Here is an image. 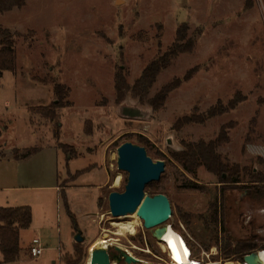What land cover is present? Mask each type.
Wrapping results in <instances>:
<instances>
[{
    "label": "rangeland",
    "instance_id": "1",
    "mask_svg": "<svg viewBox=\"0 0 264 264\" xmlns=\"http://www.w3.org/2000/svg\"><path fill=\"white\" fill-rule=\"evenodd\" d=\"M183 25L196 37L195 47L161 71L147 99L173 80L181 85L149 117H122V102L149 104L129 94L119 101L116 72L123 67L134 83ZM0 26L15 34L17 64L0 79V207L32 210L30 227L20 233V256L10 264H84L100 238L140 264H165L156 257L168 261L167 252L137 215L113 217L109 211V194L122 192L128 176L118 169L117 149L127 141L142 146L140 140L147 141L154 162H165L160 179L144 189L169 198L172 215L163 224L187 238L201 264H245L220 256L215 239L220 243L224 232L204 224L210 204L221 211L220 176L203 166L185 171L168 145V139L179 148L208 142L227 126L228 141L216 151L240 168L237 191L225 197L227 226L233 232L239 229L234 221L251 220L253 242L264 249V198L245 196L239 210L235 205L244 190L261 184L252 183L251 173L264 174V0H27L0 12ZM57 86L67 90L63 99ZM235 96L242 101L234 109L178 126L183 117L224 108ZM45 109L57 118L43 117L39 111ZM30 148L37 150L14 157L15 149L21 154ZM114 222L132 230L117 234ZM34 238L44 245L38 257L29 252Z\"/></svg>",
    "mask_w": 264,
    "mask_h": 264
},
{
    "label": "trees",
    "instance_id": "2",
    "mask_svg": "<svg viewBox=\"0 0 264 264\" xmlns=\"http://www.w3.org/2000/svg\"><path fill=\"white\" fill-rule=\"evenodd\" d=\"M27 0H0V12H7L14 8H21L25 5ZM189 28L186 25L181 26L176 33L175 40L171 45L161 54L155 56L142 70L140 76L129 84L124 74L123 67H120L115 74V91L119 101L123 100L128 94L132 97L138 98L141 102H146L151 105L154 111L163 107L168 95L174 89L181 85V80H173L172 82L164 85L157 93L151 98L147 99L149 90L154 85L157 76L169 67L171 62L176 59L180 54L190 53L193 51L196 44V37L189 36ZM16 50H15V34L8 28L0 26V79L3 76L4 71L16 70ZM191 73V72H190ZM185 75L184 79L189 80L191 74ZM57 98L63 99L67 95V90L62 86L56 88ZM240 96H235L231 99L226 107H211L205 114L195 116H185L177 122L178 126H182L187 123H204L207 119L222 114L227 110L234 109L238 103L242 100ZM67 105L62 104L60 107ZM43 117L50 120L57 118V113L52 109H45L39 111ZM228 128V126H227ZM226 127L221 128L218 136L206 141H198L191 143H183L180 151H174L172 158L178 162L181 167L189 172L194 173L200 166L205 167L209 172L220 176L221 182H224V186L220 189L221 197V211L214 202L210 204V215L207 219H204V224L207 227H214L219 231H223L224 235L221 242L218 243V239H215L216 245L219 248V255L224 259L235 258L236 260L243 261V257L252 252L258 251L256 244L252 239L237 241L234 240L227 226L226 215L224 211L225 197L237 190V184L240 182V168L238 165H228L223 161L221 155L217 153L216 149L221 144L228 141L226 133ZM55 138L59 137L58 132L54 133ZM140 144L147 149L148 143L145 140H140ZM19 149L14 150V157L18 160L21 157L28 156L34 153L37 148L26 149L25 152L19 154ZM252 183H261L259 186H251L244 190L242 196L245 198L262 199L264 198V174L259 172H253ZM198 187V186H196ZM199 189V188H198ZM246 191L248 193H246ZM64 203L67 207L69 216L76 225L75 218L72 212L69 210L65 194H62ZM32 223V210L29 206H16V207H0V252L2 263H13L18 260L21 253L20 246V233L22 230L30 227ZM215 232V233H216ZM189 244V242H188ZM190 245V244H189ZM191 246V245H190ZM208 249V247H206ZM79 248H76V252ZM80 251V250H79ZM70 261H66V264H70Z\"/></svg>",
    "mask_w": 264,
    "mask_h": 264
},
{
    "label": "water",
    "instance_id": "3",
    "mask_svg": "<svg viewBox=\"0 0 264 264\" xmlns=\"http://www.w3.org/2000/svg\"><path fill=\"white\" fill-rule=\"evenodd\" d=\"M154 112L151 105L142 107L138 102L128 105L122 102L119 106V114L124 118L144 119ZM168 145L176 151L182 149L174 145L168 139ZM118 169L127 172V182L122 192L113 191L109 194V211L113 217L136 214L143 222V227L152 230V234L157 241L161 239V232L158 228L166 222L172 215L171 203L167 195L157 193L152 196L146 195L145 186L160 179L164 172L165 162L162 160L153 161L147 155L146 148L132 142H124L117 149ZM156 228L155 231L153 229ZM76 241H82V237L77 234ZM120 254L110 255L108 248L96 247L90 252L92 264H120L122 258L127 264H138V258L126 251ZM258 251H252L243 257L245 264H261L257 257Z\"/></svg>",
    "mask_w": 264,
    "mask_h": 264
},
{
    "label": "bare ground",
    "instance_id": "4",
    "mask_svg": "<svg viewBox=\"0 0 264 264\" xmlns=\"http://www.w3.org/2000/svg\"><path fill=\"white\" fill-rule=\"evenodd\" d=\"M120 177L121 176L118 175L115 178V184H118ZM133 215L136 216V214ZM113 226L118 228L116 229L118 230L116 231L117 234H121V231H131L133 227H131V225L129 224L117 222H114ZM156 228H158L161 232V240L159 241L160 246L163 248V250L169 252L170 256L176 262V264H190V259H188L186 256L188 254V246L185 240L182 237L180 238L179 234L173 229V227L168 224H162ZM156 228H154L153 231H155ZM111 242L112 241H109L105 238L97 239L96 241H94L92 246L90 245L91 247L89 248V252H91L95 246L99 248H108L110 244H115L114 242ZM257 259L261 264H264V249L259 251ZM112 262L113 264H116V261ZM84 264H92L90 258H88ZM144 264L146 263L144 262Z\"/></svg>",
    "mask_w": 264,
    "mask_h": 264
},
{
    "label": "flooded vegetation",
    "instance_id": "5",
    "mask_svg": "<svg viewBox=\"0 0 264 264\" xmlns=\"http://www.w3.org/2000/svg\"><path fill=\"white\" fill-rule=\"evenodd\" d=\"M222 186H224V182H220V189ZM236 191L237 190H232V192L230 194L233 196ZM229 192H230V190H229ZM243 193H245V192H243ZM246 193H248V192L246 191ZM242 198L244 199V197L241 195L239 198H237L235 200V205L238 208L237 210L240 209L239 207H240V204L243 200ZM242 215H243V213L239 212L238 216H242ZM233 225H235V227L239 225V229L236 230V228H235V230L233 232L231 231V234H232V237L234 240L241 241V240H247V239H252V240L256 239V238H254L255 237L254 235L249 233L250 225H252L251 220H248L247 222H245V221H243V222L234 221ZM112 246H113V244H110V246H109L110 247L109 248L110 255L112 256L114 254H120L119 248L117 246H113V247ZM121 258H122V260H121L120 264H127L124 262L123 257H121ZM138 260H139L138 264H140L141 260L140 259H138Z\"/></svg>",
    "mask_w": 264,
    "mask_h": 264
},
{
    "label": "built area",
    "instance_id": "6",
    "mask_svg": "<svg viewBox=\"0 0 264 264\" xmlns=\"http://www.w3.org/2000/svg\"><path fill=\"white\" fill-rule=\"evenodd\" d=\"M178 234H179V236H180V238L182 237L183 239L185 238L184 236H183V234L182 233H180L179 231H176ZM161 240V239H160ZM185 240V242H186V244H187V246H188V254L186 255L187 256V258L188 259H191V261H190V264L192 263V264H201L198 260H196L195 258H194V255H193V250H192V248H191V246L188 244V241H187V238L186 239H184ZM159 242V241H158ZM43 244L41 243V240L39 239V238H34L33 240H32V242H31V245H30V247H29V252H30V254L31 255H33V256H36V257H38L40 254H42V252H43ZM165 251V250H164ZM167 252V251H166ZM259 252V251H258ZM132 255V254H131ZM167 256H168V258H169V260L167 261L166 259L164 260V259H161L160 257H156V258H158L159 260H162L165 264H176V262L172 259V257L170 256V254H169V252H167ZM141 260V259H140ZM194 260V261H193ZM141 263H142V260H141ZM144 264V263H143ZM147 264V263H146ZM183 264H185V263H183Z\"/></svg>",
    "mask_w": 264,
    "mask_h": 264
},
{
    "label": "crops",
    "instance_id": "7",
    "mask_svg": "<svg viewBox=\"0 0 264 264\" xmlns=\"http://www.w3.org/2000/svg\"><path fill=\"white\" fill-rule=\"evenodd\" d=\"M8 264H10V263H8Z\"/></svg>",
    "mask_w": 264,
    "mask_h": 264
}]
</instances>
